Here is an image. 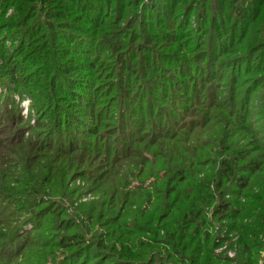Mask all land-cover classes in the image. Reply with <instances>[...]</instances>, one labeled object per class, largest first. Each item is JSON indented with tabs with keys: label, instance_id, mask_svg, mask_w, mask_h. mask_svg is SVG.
<instances>
[{
	"label": "trees",
	"instance_id": "16d2710c",
	"mask_svg": "<svg viewBox=\"0 0 264 264\" xmlns=\"http://www.w3.org/2000/svg\"><path fill=\"white\" fill-rule=\"evenodd\" d=\"M0 90V264H264V0H0Z\"/></svg>",
	"mask_w": 264,
	"mask_h": 264
},
{
	"label": "rangeland",
	"instance_id": "374dc122",
	"mask_svg": "<svg viewBox=\"0 0 264 264\" xmlns=\"http://www.w3.org/2000/svg\"><path fill=\"white\" fill-rule=\"evenodd\" d=\"M6 92H3L2 90H0V97L1 95H5ZM12 102L15 106L19 107L20 109V116L22 118V122L24 123H29L31 126H33L35 124L36 121V116L35 113L33 111L30 110V100L27 96L23 95V96H19V95H14L12 97ZM26 136H28L26 134ZM76 185H80L82 186V184L80 182L75 183ZM93 198L91 196H84L81 201H87V200H92ZM27 229H30V227H27ZM231 237V239H227V240H222L220 242V245L216 248L215 253L217 255H222L224 257H228V251L230 249H232V244L234 243V241L236 240V236ZM222 237V236H220ZM226 245V248H224V246Z\"/></svg>",
	"mask_w": 264,
	"mask_h": 264
},
{
	"label": "built area",
	"instance_id": "2783aa9c",
	"mask_svg": "<svg viewBox=\"0 0 264 264\" xmlns=\"http://www.w3.org/2000/svg\"><path fill=\"white\" fill-rule=\"evenodd\" d=\"M224 248H226V245L224 246ZM235 254H236V252H235L234 249H230V250L228 251V257H229V258H234V257H235Z\"/></svg>",
	"mask_w": 264,
	"mask_h": 264
}]
</instances>
